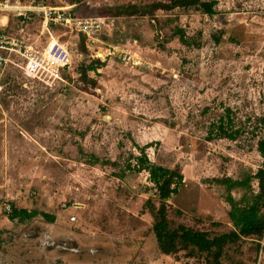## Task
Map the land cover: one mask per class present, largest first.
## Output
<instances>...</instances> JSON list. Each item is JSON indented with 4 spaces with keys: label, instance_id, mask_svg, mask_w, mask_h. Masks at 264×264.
Returning <instances> with one entry per match:
<instances>
[{
    "label": "rangeland",
    "instance_id": "obj_1",
    "mask_svg": "<svg viewBox=\"0 0 264 264\" xmlns=\"http://www.w3.org/2000/svg\"><path fill=\"white\" fill-rule=\"evenodd\" d=\"M43 1L106 17L102 39L139 63L107 56L105 66L89 71L98 83L92 86L82 76L94 59L91 47L67 33L60 39L85 53L68 89L27 76L17 64L6 69L0 264H264V239L227 244L217 259L189 248L163 252L157 234L169 220L171 228L223 236L234 230L229 194L251 201L258 191L264 0ZM182 31L190 45L181 42ZM13 32L45 39L38 21ZM221 118L241 130L237 139H208ZM138 144H149L150 159L177 173L178 191L165 201L147 171L128 168ZM227 177H250L252 187L229 190L216 180ZM7 203L38 214L12 220Z\"/></svg>",
    "mask_w": 264,
    "mask_h": 264
},
{
    "label": "built area",
    "instance_id": "obj_2",
    "mask_svg": "<svg viewBox=\"0 0 264 264\" xmlns=\"http://www.w3.org/2000/svg\"><path fill=\"white\" fill-rule=\"evenodd\" d=\"M73 8L52 6L43 0H0V103L5 71L11 64H17L27 76L58 85L63 91L68 89L71 85L68 77H75L78 61L83 60L85 53L79 49L72 52L60 39L67 33H75L79 41L81 36L85 37L86 46L92 50L91 58L105 60L116 55L126 63H139L135 53L102 39L106 17L80 15ZM36 21L40 23L44 40L34 41L13 32L16 26L23 30L25 25ZM56 29L63 33L57 35ZM5 207L8 213L12 212L10 203ZM71 219L75 220L76 216Z\"/></svg>",
    "mask_w": 264,
    "mask_h": 264
},
{
    "label": "trees",
    "instance_id": "obj_3",
    "mask_svg": "<svg viewBox=\"0 0 264 264\" xmlns=\"http://www.w3.org/2000/svg\"><path fill=\"white\" fill-rule=\"evenodd\" d=\"M132 8L136 9V7ZM179 38L182 43L186 45L191 44L188 35L184 31L179 34ZM105 65L106 61L101 58H94L83 66V78L89 79V71H97ZM89 80L92 86L98 84L96 79ZM240 133V129L233 128L226 124L224 118H221L219 122L211 126L208 139L225 137L235 140ZM136 146L140 153L131 154L135 163H128V168L136 172L147 171L150 181L158 187L161 200L165 201L178 191L179 184L176 185L177 173L168 167L156 164L150 159L147 153V148L150 147L149 144L144 146L138 144ZM257 149L264 158V137L258 140ZM253 177L258 179V191L253 195L251 201H248L245 196L238 201L232 194H229L228 201L232 207L230 215L234 222V230L223 236H218L212 235V233L205 230L188 227L184 224L171 228L169 220H165L157 230L158 240L163 252L171 253L182 248H189L192 252L206 253L209 255L214 254L215 258L219 259L227 244L241 242L243 240H257V242L260 243V241L264 239V162ZM216 180L221 183H227L229 190L235 186L247 185L249 188L252 187L250 184V177L239 181L229 177ZM148 202H150V199L147 203ZM8 214L9 218L12 220L17 219L19 221H25L27 218H32L38 213L13 207L12 212Z\"/></svg>",
    "mask_w": 264,
    "mask_h": 264
}]
</instances>
